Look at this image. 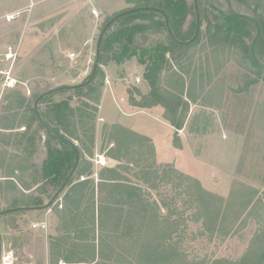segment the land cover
I'll return each mask as SVG.
<instances>
[{"label":"trees","instance_id":"trees-1","mask_svg":"<svg viewBox=\"0 0 264 264\" xmlns=\"http://www.w3.org/2000/svg\"><path fill=\"white\" fill-rule=\"evenodd\" d=\"M231 1L236 10L259 20L262 33L256 54L264 62V0ZM128 2L134 5L124 11L150 6L157 9L130 11L109 27L103 36L99 65L91 82L56 87L40 98L39 111L50 128L38 119L34 109L36 99L49 89L22 100L9 97L5 109L15 112L11 114L15 123L6 124L0 118V224L8 230L19 223L20 227L11 236L0 230L1 239H13L16 247L23 236L20 231L31 226L29 216L34 214L35 218L44 213L45 208H40L46 203L44 196L50 200L63 185L79 152L78 167L63 190L68 189L63 196V221L67 223L63 227L67 234L64 238H73L78 248L90 246L92 262L96 261L98 246L102 263L92 264H264V202L257 190L241 189L224 200L173 164L158 162L150 136L116 123L103 129L102 150L109 164L95 169L92 158L107 76L104 67L111 63L122 67L136 58L143 68L144 87L135 83L128 90L131 105L139 109L161 106L163 118L175 129L177 146L181 144L178 130L185 126L193 102L203 100V105L222 108L228 102L226 97H238L233 92L244 91L249 83L264 75V69L250 52L255 23L233 14L226 0H198L201 30L188 45L172 38L166 17L178 40H190L197 25L195 0ZM118 13L110 16L101 29ZM143 36L146 38L142 43ZM200 44L206 53L197 57L201 61L200 68H195L200 70L197 76L192 69L196 53L190 50ZM230 61L255 72L257 77L242 88L233 87L226 70ZM181 63L185 64L184 69L179 68ZM15 103L17 106L13 107ZM4 145H14L13 150L6 151ZM39 152L44 156L38 165L33 157ZM25 170H29L30 179L24 178ZM31 189L37 194L27 192ZM199 220L202 227L196 228L198 234L208 232L211 237L241 231L243 237V230L247 234L252 230L249 242L244 239L243 255L238 260L221 258L212 262L188 258L180 237L188 228L193 232ZM33 231L30 229L26 238L33 239Z\"/></svg>","mask_w":264,"mask_h":264},{"label":"rangeland","instance_id":"rangeland-1","mask_svg":"<svg viewBox=\"0 0 264 264\" xmlns=\"http://www.w3.org/2000/svg\"><path fill=\"white\" fill-rule=\"evenodd\" d=\"M86 1L0 0V118L3 117L6 124L15 123L11 115L15 112L5 109L9 97H19L22 100L24 97H35L39 91L63 84L82 83L92 73L102 24L113 14L134 5L128 0H95L91 7ZM94 7L98 10V16L92 13ZM8 15L12 16L11 20H8ZM145 38L146 36L142 37V43ZM85 40L88 42L83 44ZM10 49L14 57L7 59L6 54ZM72 52L76 53L75 58L70 57ZM190 52H195L196 58L206 53L202 51L201 44L191 48ZM196 58L192 69L200 68L201 61ZM183 67L186 66L181 63L179 68L184 69ZM104 68L107 72L105 84L112 81L110 93L113 96H106L103 111L105 118L104 115L101 117L102 111L99 109L97 141L92 158L95 169L102 165L97 163L99 160H105L104 165L109 164L105 151L102 150L103 129L105 125L116 123L150 136L156 146L158 162L173 164L183 173L199 179L203 187L216 196L228 200L235 191L255 189L264 202V75L258 81L249 83L257 74L230 61L226 68L230 84L242 88L247 82L249 86L238 94L233 92L238 97H226L228 102L219 109L203 105V100L193 102L185 126L178 130L181 144L177 146L174 141L175 129L163 118L164 109L161 106L139 109L131 105L128 90H132L135 83L144 87L143 68L136 58L122 67L111 63ZM196 69L195 74L199 76L200 70ZM254 70L256 71L255 68ZM245 75L249 77L245 79ZM136 76L140 77V82L136 81ZM106 91L104 85L102 99ZM12 106L16 107L17 104ZM21 110L22 108L18 112H22ZM4 147L6 151H12L14 145ZM43 156L39 152L33 160L39 165ZM25 171L24 178L30 179L29 170ZM17 175L21 176V172ZM27 192L37 194L34 189ZM10 193L8 191L9 195ZM45 198L47 204L53 197L50 200ZM164 211L163 209L162 212ZM33 215L29 216L31 224L35 219ZM252 216L254 215H249ZM240 223L241 219L237 227ZM195 225L193 232L188 228L185 235L180 237L183 252L188 258H202L210 262L221 258L238 260L243 255L241 250L244 239L248 243L249 236H252V230L248 229L250 233L243 230V237L242 231L228 236L216 234L217 236L211 237L208 232L198 234L196 228L201 229V220ZM30 227L25 228V235L30 232ZM254 227L255 225L253 229ZM0 228L8 236L14 229L11 227L8 230L1 224ZM9 241L7 239L6 246H3V255L8 249L11 251ZM19 256L17 249H14L10 259L12 264L23 263ZM35 257H26L27 260L23 258L25 262L28 261L24 264H29V260L33 264H39Z\"/></svg>","mask_w":264,"mask_h":264},{"label":"crops","instance_id":"crops-1","mask_svg":"<svg viewBox=\"0 0 264 264\" xmlns=\"http://www.w3.org/2000/svg\"><path fill=\"white\" fill-rule=\"evenodd\" d=\"M93 4H91V0H87L86 3L89 2L90 6L93 7L95 0H92ZM88 41L85 40L83 44H86ZM82 44V45H83ZM112 82V81H111ZM111 82H106V88L107 91L105 94H103V99L101 102V117L103 118L104 115V103L105 99L107 98L108 94H111L110 91L112 89ZM111 96H113L111 94ZM110 98V97H109ZM112 99V98H111ZM105 118V115H104ZM81 179H85V176H82ZM63 193H60V197L57 201L54 202V204L50 205L49 207L45 208L44 213L41 215L39 214L35 219L32 221L30 229L33 231V239L26 238V235L24 234L26 232V229H23L20 231V233L24 234L20 239L19 243L16 244V247L14 246L13 239L9 241L8 245L11 251L14 254V249H17L18 254H20L19 257L25 258L27 260L30 257V259L35 255L36 262L39 264H92L96 262H100V258L98 256V253L100 252L99 247H96V261L92 262V256H93V250L90 246L87 247V245H84L83 247H79L75 244H73L74 239L73 238H64V236L67 234L66 229L63 228L65 224H67L65 221H63V213L62 210L64 209L63 206V196L68 192V189L65 191H62ZM46 197V196H44ZM54 197V196H53ZM56 204H59L58 207H55ZM33 223H38L39 226L33 227ZM45 225L43 227L42 225ZM67 226V225H66ZM20 227V223L14 227L12 232H10V236L14 233H17V228ZM23 231V232H22ZM25 236V238H24ZM63 236V237H62ZM62 238V239H61ZM64 238V239H63ZM26 239V240H24ZM6 240H3V246H6ZM29 242V243H28ZM23 250L21 253L20 251ZM8 251H10L8 249ZM6 251V252H8ZM34 254H33V253ZM26 257H25V256ZM20 262L27 263L23 260H20ZM33 261L29 260V264H33ZM21 264V263H20Z\"/></svg>","mask_w":264,"mask_h":264},{"label":"water","instance_id":"water-1","mask_svg":"<svg viewBox=\"0 0 264 264\" xmlns=\"http://www.w3.org/2000/svg\"><path fill=\"white\" fill-rule=\"evenodd\" d=\"M226 3H227V6L229 8V10L239 16V17H244V18H248L250 20H252L255 25H256V34H255V37L254 39L252 40V43H251V47H250V52H251V55H252V58L254 59V61L260 65L263 69H264V62H262L257 54H256V45H257V42L261 36V33H262V27H261V24L259 22V20L249 14V13H244V12H240L238 10H236L233 6V3L231 0H226ZM195 6H196V11H197V25H196V32L194 34V36L188 40V41H180L178 40L172 30H171V27H170V23H169V20L168 18L166 17V22H167V26H168V31L170 33V35L172 36V38L177 41L178 43L180 44H183V45H188L192 42H194L198 35H199V32L201 30V15H200V8H199V3H198V0H195ZM141 9H157L156 7H153V6H150V7H138V8H134V9H131L129 11H123V12H120L116 15H114L102 28L99 36H98V41H97V47H96V59H95V62H94V65H93V69H92V73H91V76L89 77V79L85 82H82V83H78V84H69V85H66V86H61V87H58V88H64V87H75V86H80V85H85L89 82H91L95 75H96V71H97V67L99 65V59H100V51H101V44H102V40H103V36L105 34V32L109 29V27L118 19L120 18L121 16L125 15L126 13L130 12V11H137V10H141ZM58 88H52V89H49L47 90L46 92H44L43 94H41L35 101V105H34V109H35V113L38 117V119L47 127V128H50V126L43 120V118L41 117V114H40V111H39V100L41 97L45 96L46 94H49L51 93L52 91L58 89ZM79 161H80V154L79 152H77V159H76V163L73 167V169L71 170L70 174L68 175L66 181L63 183V185L58 189V191L55 193L54 197L47 203L45 204L44 206L40 207V208H47L49 207L53 202L54 200L60 195V193H62V191L65 189L67 183L69 182V180L71 179V177L74 175L77 167H78V164H79ZM25 207H20L19 209H24ZM29 209H39V207H28ZM13 210H18L17 208L16 209H13ZM2 257H3V243H2V239H1V236H0V262L2 261Z\"/></svg>","mask_w":264,"mask_h":264},{"label":"built area","instance_id":"built-area-1","mask_svg":"<svg viewBox=\"0 0 264 264\" xmlns=\"http://www.w3.org/2000/svg\"><path fill=\"white\" fill-rule=\"evenodd\" d=\"M91 4H93V1L91 0ZM92 13L94 14V15H96V16H98L99 15V13H98V10H97V8H93L92 9ZM8 20H11L12 19V16H10V15H8ZM70 55V57L71 58H75V56H76V53L75 52H72V53H70L69 54ZM14 57V53L12 52V49H10V51H9V53H7L6 54V58L7 59H11V58H13ZM140 77L139 76H136V81L137 82H140ZM101 159V158H100ZM103 160H99V162H97L98 164H102V165H104V161L102 162ZM37 226H39V224L38 223H33V227H37ZM43 227H45V225L43 224L42 225ZM13 257V252L12 251H8V252H5V254L3 255V257H2V262H1V264H12V262H11V258Z\"/></svg>","mask_w":264,"mask_h":264}]
</instances>
